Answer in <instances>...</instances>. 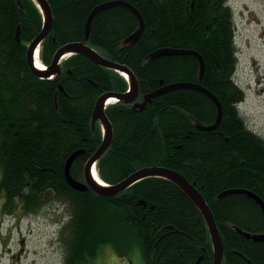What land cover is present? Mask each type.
I'll return each instance as SVG.
<instances>
[{
  "label": "trees",
  "instance_id": "trees-1",
  "mask_svg": "<svg viewBox=\"0 0 264 264\" xmlns=\"http://www.w3.org/2000/svg\"><path fill=\"white\" fill-rule=\"evenodd\" d=\"M113 0H49L54 23L42 42L49 66L64 44L85 42L106 58L128 65L145 95L174 82H197L217 95L223 118L214 130L217 105L206 94L178 88L147 101L144 108L116 101L106 108L113 125L111 146L98 160L102 180L116 184L135 171L162 165L196 183L224 241L222 264H264V210L248 193L264 200V137L247 123L237 104L245 92L234 76L238 64L234 12L228 0H125L99 11L89 37L92 10ZM21 2V3H20ZM44 15L35 0H0V190L4 213L36 212L50 200L67 205L60 231L65 264H81L112 244L128 259L134 244L146 264H213L214 249L201 210L172 180L148 177L114 196L73 188L65 174L68 158L83 179L86 162L103 140L100 120L93 128L96 103L108 91L127 92L129 80L83 54L61 62L62 73L37 76L28 60L31 41ZM20 30V38L17 33ZM28 43V44H27ZM90 43V44H89ZM161 48L200 53L157 56ZM146 93V94H145ZM235 192L226 193V191ZM252 190V191H251ZM241 231H240V230ZM249 233L248 237L246 234ZM205 248V249H204Z\"/></svg>",
  "mask_w": 264,
  "mask_h": 264
},
{
  "label": "rangeland",
  "instance_id": "rangeland-1",
  "mask_svg": "<svg viewBox=\"0 0 264 264\" xmlns=\"http://www.w3.org/2000/svg\"><path fill=\"white\" fill-rule=\"evenodd\" d=\"M229 3L236 10L240 51L234 78L245 88L240 110L248 125L264 137V0ZM241 5L245 12L240 11ZM5 200V192L0 190V264H65L60 231L69 219L67 205L50 200L36 212L26 213L20 208L4 213ZM129 257L131 260L121 256L112 244H105L96 257L81 264H146L139 243L134 244Z\"/></svg>",
  "mask_w": 264,
  "mask_h": 264
},
{
  "label": "water",
  "instance_id": "water-1",
  "mask_svg": "<svg viewBox=\"0 0 264 264\" xmlns=\"http://www.w3.org/2000/svg\"><path fill=\"white\" fill-rule=\"evenodd\" d=\"M35 1L38 3L39 7L41 8V11L44 14V24L42 30L31 41L28 48V60L33 72L37 76L41 78H52L56 75L61 74L62 60L72 54L79 53L87 56L88 58H90L91 60H93L94 62H96L101 66L114 69L120 72L121 74H123L129 80V84L131 88V90L130 91L128 90L127 92L108 91L99 97L95 106V112L93 116V128L96 127L97 121L100 120L104 132L102 143L99 146V148L96 150V152L86 162L83 179L75 178L72 175L71 166L74 160L76 159V157L82 152H84V150H77L68 158L65 168V174L68 182L71 184L73 188L77 190L85 191L88 190L89 188H92L99 194L105 196H114L122 192L126 188L132 186L136 182L148 177H164L172 180L173 182L178 184V186H180L189 195V197L195 202V204L198 206V208L201 210L202 214L204 215L213 242V249H214L213 264H222L224 258V241L220 233L219 227L216 223L214 213L211 210L209 204L207 203L205 197L203 196L199 188L196 186V183L191 182L184 174L169 167H165L162 165H154V166L141 168L135 171L134 173H132L125 180L112 185L106 183L104 180L100 178L97 172V162L103 156V154L109 149L114 137L113 125L106 113L108 102L111 98H116L117 101H125L128 103L136 102L140 92L138 79L128 65L106 58L99 51H97L96 49H94L85 42H71L64 44L54 54L52 63L51 65H49L48 69H41L40 67H38L36 63L37 60L36 57L38 54L40 56V53L38 52L41 51L42 42L52 31L53 23H54V15L49 0H35ZM114 5H124L130 8L138 16L140 20L139 30L134 35L130 36L128 40L131 39L135 40L142 34L145 28V22L141 12L130 2H127L125 0H113V1L104 2L96 6L92 10L86 23L87 37H89L91 24L95 15L99 11ZM17 36L18 38H20V30H18ZM182 53H193L197 55L201 61L202 73H203L205 68L204 59L202 55L195 50L184 49V48H161L156 55L161 56L167 54H182ZM178 88H190L201 91L202 93L209 96L216 103L218 109L216 121L210 125L198 124V126L203 130L216 129L223 118L222 103L219 100V98L216 96V94H214L207 87L197 82L183 81V82L169 83L149 94H146L145 100L142 103L136 102L134 106L144 108L146 106L147 101H150L152 98ZM229 192H235V190L226 191V193ZM244 192L248 193L251 197H253L264 210V200L260 196L250 191H244ZM246 235L248 237L250 236L249 233H247ZM255 238L260 239V238H264V236L263 237L255 236ZM202 258L203 257H200L196 262V264H199Z\"/></svg>",
  "mask_w": 264,
  "mask_h": 264
},
{
  "label": "bare ground",
  "instance_id": "bare-ground-1",
  "mask_svg": "<svg viewBox=\"0 0 264 264\" xmlns=\"http://www.w3.org/2000/svg\"><path fill=\"white\" fill-rule=\"evenodd\" d=\"M49 36V35H48ZM28 44V43H27ZM90 44V43H89ZM40 53V51L38 52ZM104 56V55H103ZM36 63L38 65V67H40L41 69H45V65L42 63V60H41V57L39 56V54L37 55L36 57ZM64 61V60H63ZM135 74V73H134ZM124 76V75H123ZM126 78V77H125ZM194 90V89H193ZM146 94V93H145ZM217 96V95H216ZM139 97V96H138ZM209 97V96H208ZM116 100V98H111L108 102V105L111 104V103H114ZM98 164V163H97ZM118 183V182H117ZM252 191V190H251ZM208 225V224H207Z\"/></svg>",
  "mask_w": 264,
  "mask_h": 264
},
{
  "label": "flooded vegetation",
  "instance_id": "flooded-vegetation-1",
  "mask_svg": "<svg viewBox=\"0 0 264 264\" xmlns=\"http://www.w3.org/2000/svg\"><path fill=\"white\" fill-rule=\"evenodd\" d=\"M0 261H1V258H0Z\"/></svg>",
  "mask_w": 264,
  "mask_h": 264
}]
</instances>
